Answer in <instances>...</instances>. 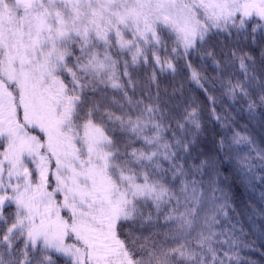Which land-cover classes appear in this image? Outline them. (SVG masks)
I'll list each match as a JSON object with an SVG mask.
<instances>
[{
	"label": "snow or ice",
	"instance_id": "obj_1",
	"mask_svg": "<svg viewBox=\"0 0 264 264\" xmlns=\"http://www.w3.org/2000/svg\"><path fill=\"white\" fill-rule=\"evenodd\" d=\"M256 201L264 0H0V264H249Z\"/></svg>",
	"mask_w": 264,
	"mask_h": 264
},
{
	"label": "trees",
	"instance_id": "obj_2",
	"mask_svg": "<svg viewBox=\"0 0 264 264\" xmlns=\"http://www.w3.org/2000/svg\"><path fill=\"white\" fill-rule=\"evenodd\" d=\"M205 136H207V134H205ZM260 183V181H257L258 185ZM246 197L247 193H244L241 199H245ZM256 204L258 208L264 207L259 201H256ZM258 222H264V220L258 218ZM245 227L248 228V225L245 224ZM249 231H252V229H249ZM247 239L252 243V246L250 248H243L242 255L246 257L249 264H264V239L258 238V230L257 235H250Z\"/></svg>",
	"mask_w": 264,
	"mask_h": 264
}]
</instances>
